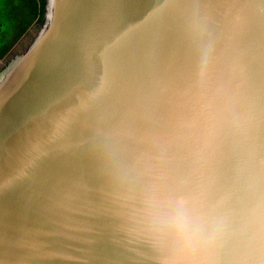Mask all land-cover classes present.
<instances>
[{
    "label": "water",
    "instance_id": "1",
    "mask_svg": "<svg viewBox=\"0 0 264 264\" xmlns=\"http://www.w3.org/2000/svg\"><path fill=\"white\" fill-rule=\"evenodd\" d=\"M0 264H264V0H43L0 66Z\"/></svg>",
    "mask_w": 264,
    "mask_h": 264
},
{
    "label": "trees",
    "instance_id": "2",
    "mask_svg": "<svg viewBox=\"0 0 264 264\" xmlns=\"http://www.w3.org/2000/svg\"><path fill=\"white\" fill-rule=\"evenodd\" d=\"M43 0H0V59L39 22Z\"/></svg>",
    "mask_w": 264,
    "mask_h": 264
},
{
    "label": "rangeland",
    "instance_id": "3",
    "mask_svg": "<svg viewBox=\"0 0 264 264\" xmlns=\"http://www.w3.org/2000/svg\"><path fill=\"white\" fill-rule=\"evenodd\" d=\"M37 24H34L31 26L18 40L17 42L13 45V47L8 51V53L5 55V57L0 59V66L9 58L11 57L14 53H17L21 51L25 45L28 43V41L31 39L32 35L35 33Z\"/></svg>",
    "mask_w": 264,
    "mask_h": 264
}]
</instances>
